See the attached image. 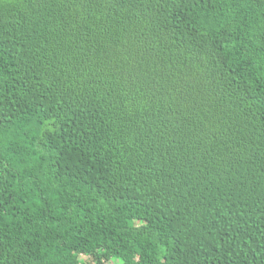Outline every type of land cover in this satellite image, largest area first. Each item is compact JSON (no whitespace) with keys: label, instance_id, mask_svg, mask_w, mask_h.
<instances>
[{"label":"trees","instance_id":"obj_1","mask_svg":"<svg viewBox=\"0 0 264 264\" xmlns=\"http://www.w3.org/2000/svg\"><path fill=\"white\" fill-rule=\"evenodd\" d=\"M264 264V0H0V264Z\"/></svg>","mask_w":264,"mask_h":264},{"label":"rangeland","instance_id":"obj_2","mask_svg":"<svg viewBox=\"0 0 264 264\" xmlns=\"http://www.w3.org/2000/svg\"><path fill=\"white\" fill-rule=\"evenodd\" d=\"M107 264H115L113 261H111V262H109V263H107Z\"/></svg>","mask_w":264,"mask_h":264}]
</instances>
